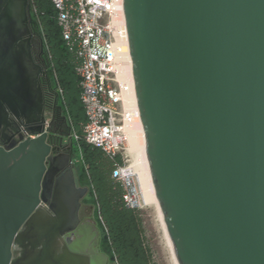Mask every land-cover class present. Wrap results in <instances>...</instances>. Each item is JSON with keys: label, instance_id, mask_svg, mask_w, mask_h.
Here are the masks:
<instances>
[{"label": "water", "instance_id": "95a60500", "mask_svg": "<svg viewBox=\"0 0 264 264\" xmlns=\"http://www.w3.org/2000/svg\"><path fill=\"white\" fill-rule=\"evenodd\" d=\"M122 2L146 155L179 264H264V0ZM31 5L0 0V264H100L99 245L71 237L90 189L68 169L72 143L52 129ZM14 120L34 137L7 139Z\"/></svg>", "mask_w": 264, "mask_h": 264}, {"label": "trees", "instance_id": "16d2710c", "mask_svg": "<svg viewBox=\"0 0 264 264\" xmlns=\"http://www.w3.org/2000/svg\"><path fill=\"white\" fill-rule=\"evenodd\" d=\"M32 30L43 40L51 78L60 93L59 104L66 117L63 133L78 147L82 158L79 179L88 186L102 226L104 251L116 264H156L148 242L142 212L130 207L122 181L113 176L124 165L121 154L109 155L85 137L88 122L82 99L81 57L77 47L63 34L52 0H32ZM77 134L78 139L74 138Z\"/></svg>", "mask_w": 264, "mask_h": 264}, {"label": "built area", "instance_id": "2783aa9c", "mask_svg": "<svg viewBox=\"0 0 264 264\" xmlns=\"http://www.w3.org/2000/svg\"><path fill=\"white\" fill-rule=\"evenodd\" d=\"M122 1L52 0L64 37L76 45L81 57L77 70L82 78V99L88 116L86 140L111 156L121 154L124 165L117 167L113 176L123 182L127 204L140 209V190L134 180L129 150L128 129L132 118L125 107L124 96L134 87L123 79L119 65L126 54L119 21L124 9ZM74 138L78 139L77 134ZM81 160L79 157L75 162Z\"/></svg>", "mask_w": 264, "mask_h": 264}, {"label": "flooded vegetation", "instance_id": "af4514ba", "mask_svg": "<svg viewBox=\"0 0 264 264\" xmlns=\"http://www.w3.org/2000/svg\"><path fill=\"white\" fill-rule=\"evenodd\" d=\"M34 57L36 61L42 66L43 68V76L41 79V87L45 95V102L46 105L50 106L52 112L55 115V121L52 124V129L56 130L61 133H65L66 130V117L62 112V107L59 104V97L57 96L56 87L53 85L52 78L49 72V65H48V58L45 54L44 45L42 46L39 42L36 44L34 50ZM65 117V118H64ZM50 120V116H48V122ZM26 132L29 133L27 126L25 125L23 120H14L11 121L6 127L5 130V137L10 141L18 138L19 135H25L28 137L30 135H26ZM32 138V136H31ZM70 138H64V143H68ZM53 143L59 144L57 138L51 137ZM61 152L63 153H70L68 150L62 149ZM74 154V152H72ZM68 169L71 171L76 170L74 175H78L77 170V163L76 165H68ZM79 179V176H78ZM80 180V179H79ZM81 185L82 182L80 181ZM89 195V194H88ZM86 196L82 199L80 213H81V220L80 224L77 227L78 235L71 236L73 239L82 238L84 236L88 237L91 241V245H99V252L98 257H100V264H114L113 260L110 256L104 251L103 246V235L101 231V227L99 222L96 219L95 210L93 204L90 202L89 196ZM65 238L62 239V242L65 243ZM104 254L108 255V258H104Z\"/></svg>", "mask_w": 264, "mask_h": 264}, {"label": "bare ground", "instance_id": "6f19581e", "mask_svg": "<svg viewBox=\"0 0 264 264\" xmlns=\"http://www.w3.org/2000/svg\"><path fill=\"white\" fill-rule=\"evenodd\" d=\"M124 9L120 14V25L123 32L124 42L126 43V54L120 59L119 65L122 69V77L126 81L130 82L134 89L127 93L125 96V107L127 111L130 113L132 118L131 122H129V133H130V141H129V150L134 155V163L131 166V169H134L141 179V184L143 191L145 192L146 200L150 203H154L158 209V213L161 219V223L165 232V236L170 247L172 256L174 258L175 264H179L177 257L175 256L174 247L172 244V240L168 233V229L166 227V223L164 220V216L161 210V206L154 189L150 166L148 162V158L146 155V141L143 132L142 122L139 114L137 97L135 93V85H134V77H133V69L132 68V57L128 45V33H127V24L126 17L124 15ZM131 124V125H130ZM144 196V197H145Z\"/></svg>", "mask_w": 264, "mask_h": 264}, {"label": "rangeland", "instance_id": "374dc122", "mask_svg": "<svg viewBox=\"0 0 264 264\" xmlns=\"http://www.w3.org/2000/svg\"><path fill=\"white\" fill-rule=\"evenodd\" d=\"M52 82H53V85L56 87L57 96L60 98V93H59L60 91L53 79H52ZM78 151L79 149L75 145L73 152L75 153L76 159L80 157V152ZM131 158H132L131 162L134 163L133 154L131 155ZM81 164H82L81 161L77 162L78 176L80 175L79 166H81ZM134 180L140 190V197H141V204H142V207L140 208V210L143 216L147 239L153 251L152 257L154 258V261L156 262V264H175L174 258L172 256L170 247L168 245V242L165 236V232H164V229L161 223L160 216H158L159 215L158 209L154 203L152 202L150 203V201L148 202V200H146L145 192L143 191L142 184H141V179L139 178V175L136 171H135ZM82 184H85V182H82ZM88 196H89L90 202L93 204L96 219L99 222L97 218V209L91 199L90 193ZM99 225L102 231V226L100 222H99Z\"/></svg>", "mask_w": 264, "mask_h": 264}]
</instances>
